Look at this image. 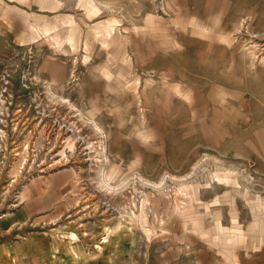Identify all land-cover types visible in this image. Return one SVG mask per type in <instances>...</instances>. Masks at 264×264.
<instances>
[{"label": "rangeland", "instance_id": "rangeland-1", "mask_svg": "<svg viewBox=\"0 0 264 264\" xmlns=\"http://www.w3.org/2000/svg\"><path fill=\"white\" fill-rule=\"evenodd\" d=\"M22 4L0 13L14 264H264V0Z\"/></svg>", "mask_w": 264, "mask_h": 264}, {"label": "crops", "instance_id": "crops-1", "mask_svg": "<svg viewBox=\"0 0 264 264\" xmlns=\"http://www.w3.org/2000/svg\"><path fill=\"white\" fill-rule=\"evenodd\" d=\"M20 2H22V3L28 2V4H29V0H24V1H20ZM20 2L17 0H0V13L6 14L5 17L2 18L6 22H3V21L1 22V24H6L7 27H5V25H3L4 28L10 27L9 23L12 24V22H10V20L8 18L10 10L17 9V8H18V10H21V11L29 10V6H27L26 4H22ZM5 18H8V19H5ZM0 21H1V16H0ZM27 219H25L22 224H24ZM8 229H10V228H8ZM36 238H37V240H34L33 236H29V255L35 253L39 249L40 250H48L51 247V241H53V243H54L53 238L51 239L47 235H44L41 237H36ZM50 239H51V241H50ZM54 244H56V243H54ZM16 246H19L18 242L16 244H12L9 242L0 244V264H14L16 262V260H19V258L17 257V254L15 252ZM23 257H25V256H21V258H23Z\"/></svg>", "mask_w": 264, "mask_h": 264}, {"label": "bare ground", "instance_id": "bare-ground-1", "mask_svg": "<svg viewBox=\"0 0 264 264\" xmlns=\"http://www.w3.org/2000/svg\"><path fill=\"white\" fill-rule=\"evenodd\" d=\"M158 185V184H157ZM146 202V201H145ZM147 203V202H146ZM145 212H144V209H141V212H140V218H142V214H144Z\"/></svg>", "mask_w": 264, "mask_h": 264}]
</instances>
